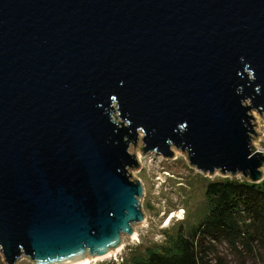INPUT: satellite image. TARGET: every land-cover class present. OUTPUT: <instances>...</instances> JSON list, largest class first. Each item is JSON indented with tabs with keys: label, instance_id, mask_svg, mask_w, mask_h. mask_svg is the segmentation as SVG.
Here are the masks:
<instances>
[{
	"label": "water",
	"instance_id": "95a60500",
	"mask_svg": "<svg viewBox=\"0 0 264 264\" xmlns=\"http://www.w3.org/2000/svg\"><path fill=\"white\" fill-rule=\"evenodd\" d=\"M264 0H0V251L101 255L144 220L130 142L264 179Z\"/></svg>",
	"mask_w": 264,
	"mask_h": 264
},
{
	"label": "rangeland",
	"instance_id": "374dc122",
	"mask_svg": "<svg viewBox=\"0 0 264 264\" xmlns=\"http://www.w3.org/2000/svg\"><path fill=\"white\" fill-rule=\"evenodd\" d=\"M253 122L257 134L252 144L255 150L264 152V111L253 109ZM143 132L139 130V142H130L129 152H135L138 168L129 167L128 172L134 180H140L143 194L140 198L144 220L134 223V233L122 234L121 244L112 251H117L104 259H97L90 264H113L121 262L123 258L134 252L140 245L155 244L164 239V230L181 224L187 228L202 218L206 208L205 187L207 181L224 176L244 177L242 174L232 176L216 171L214 174L204 173L191 164L187 151L171 146L173 156L164 157L156 150L142 152ZM139 157V158H138ZM264 171V167H263ZM172 215L171 220L169 221ZM110 250V251H111ZM213 252L208 256L210 264H264V251L258 261L256 256L239 253L228 243H215ZM85 257H92L86 254ZM254 258V260H253ZM0 262L4 264V257L0 251ZM16 264H36L26 256H22Z\"/></svg>",
	"mask_w": 264,
	"mask_h": 264
},
{
	"label": "trees",
	"instance_id": "16d2710c",
	"mask_svg": "<svg viewBox=\"0 0 264 264\" xmlns=\"http://www.w3.org/2000/svg\"><path fill=\"white\" fill-rule=\"evenodd\" d=\"M205 199V211L196 223L187 228L180 221L164 230L161 242L140 245L113 264H210L208 256L215 243H228L239 253L256 256L253 260L258 261L264 251V179H210Z\"/></svg>",
	"mask_w": 264,
	"mask_h": 264
},
{
	"label": "bare ground",
	"instance_id": "6f19581e",
	"mask_svg": "<svg viewBox=\"0 0 264 264\" xmlns=\"http://www.w3.org/2000/svg\"><path fill=\"white\" fill-rule=\"evenodd\" d=\"M139 158V157H138ZM171 218H172V215H171V217H170V219H169V221L171 220ZM116 248V247H115ZM112 248H110L109 250H108V252H106L105 254H101V255H91V256H93V258L92 257H85V258H81V259H79V260H76V261H74V262H71V263H68V264H90L91 262H93V261H96L97 259H104V258H107V257H109V256H111L112 254H114V253H116L117 251H112L111 250ZM111 250V251H110Z\"/></svg>",
	"mask_w": 264,
	"mask_h": 264
}]
</instances>
